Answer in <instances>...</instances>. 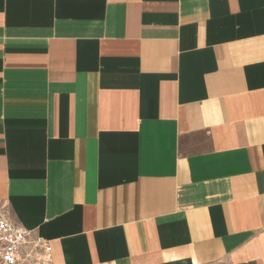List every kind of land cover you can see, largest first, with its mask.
<instances>
[{
    "label": "crops",
    "instance_id": "0c3cea01",
    "mask_svg": "<svg viewBox=\"0 0 264 264\" xmlns=\"http://www.w3.org/2000/svg\"><path fill=\"white\" fill-rule=\"evenodd\" d=\"M0 208L27 264H264V0H0Z\"/></svg>",
    "mask_w": 264,
    "mask_h": 264
},
{
    "label": "built area",
    "instance_id": "2783aa9c",
    "mask_svg": "<svg viewBox=\"0 0 264 264\" xmlns=\"http://www.w3.org/2000/svg\"><path fill=\"white\" fill-rule=\"evenodd\" d=\"M32 232L13 224L0 208V264H27L49 261L52 246L41 240L31 243Z\"/></svg>",
    "mask_w": 264,
    "mask_h": 264
}]
</instances>
